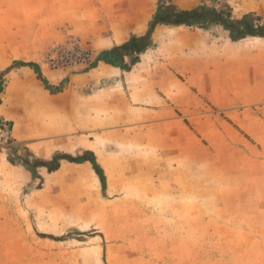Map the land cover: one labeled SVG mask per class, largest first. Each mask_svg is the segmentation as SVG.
Returning a JSON list of instances; mask_svg holds the SVG:
<instances>
[{
    "label": "rangeland",
    "instance_id": "1",
    "mask_svg": "<svg viewBox=\"0 0 264 264\" xmlns=\"http://www.w3.org/2000/svg\"><path fill=\"white\" fill-rule=\"evenodd\" d=\"M166 5L249 12L264 23V0H0V76L6 84L23 63L44 79L41 68L66 72L48 83L50 100L72 85L83 93L114 85L106 78L81 89L69 80L103 62L101 51L144 35ZM200 30L197 74L163 78L169 92L145 76L162 74L168 55L182 59L180 44L151 37L140 53L121 51L117 67L153 93L135 102L130 125L36 132L24 116L57 113L20 107L10 95L11 125L0 128V264H264V93L251 92L263 89L264 41L231 40L220 24ZM70 38L89 49V62L52 67ZM57 154L80 160L33 167Z\"/></svg>",
    "mask_w": 264,
    "mask_h": 264
},
{
    "label": "crops",
    "instance_id": "2",
    "mask_svg": "<svg viewBox=\"0 0 264 264\" xmlns=\"http://www.w3.org/2000/svg\"><path fill=\"white\" fill-rule=\"evenodd\" d=\"M189 27L187 25H156L152 33L154 41L159 39L162 41L169 40L172 44H180L183 57L182 59H178L174 55H168L169 58L165 59L167 61V65L164 67L165 71H162V74H156L153 71L152 73L146 72L145 79L147 82L152 78L156 79V83L162 85L163 89L169 92V87L171 86L169 83H178L180 81L179 76L189 75L188 71L191 69L196 73V70L199 68L192 62L197 59L196 56L198 54L196 50H199L204 35L201 33V28L191 30ZM251 37L255 38V36ZM122 38L125 40L127 37ZM258 39L264 41V36H259ZM101 42L106 43L107 40L104 39ZM115 42L118 44L119 41L116 40ZM260 56L257 54L259 59L261 58ZM257 63L260 66L264 65L262 58ZM41 73L49 84H56L66 72L60 74L53 70L41 68ZM193 75V77L197 76ZM133 76H135L133 71H124L117 66L99 61L95 67L81 74H71L69 81H74L75 84L76 82H80L81 89L85 86L93 85L94 87L96 83H100L106 78H112L114 80L113 83H115L114 85L109 84L91 88L86 93L80 92L78 85H72L61 92L53 94L54 97L50 100L48 90L37 79L36 73L27 65L20 66L7 74L8 79L1 96L0 117L12 119L11 111L8 110L7 112L5 104L6 101L8 103L12 102L8 101L11 94H16L20 107L30 108L32 106L38 109L37 112L39 113L47 109L50 112L54 111L57 113L56 116L50 118V121L42 116H24L22 121L24 120L28 127L34 126L36 132L45 131L42 126L50 125L55 127V129L51 128L52 132L61 131L60 127L63 126L96 127L106 121L112 124L130 125L137 119L133 116L137 114L139 108L135 102L145 103L148 96L153 94L148 92L147 89H139L135 81L132 82ZM163 78L168 80L169 83L167 84ZM261 86H263L261 91L252 90L251 92L264 93V84ZM141 109L147 110L148 108L141 107ZM160 109L164 110L168 108L161 107ZM62 113H68L69 116L61 117L59 114ZM26 114L29 115V112H26ZM86 146L88 145L86 144Z\"/></svg>",
    "mask_w": 264,
    "mask_h": 264
},
{
    "label": "trees",
    "instance_id": "3",
    "mask_svg": "<svg viewBox=\"0 0 264 264\" xmlns=\"http://www.w3.org/2000/svg\"><path fill=\"white\" fill-rule=\"evenodd\" d=\"M258 19L252 13H245L240 18H234L227 12H222L215 8H195V9H182L176 10L173 5H166L164 7H157L156 12L153 15L152 20L149 22L146 33L142 36H132L129 41L117 45L109 50H103L99 53L98 59L105 63L112 64L114 66H123L121 51L140 53L150 44L152 32L157 24L167 25H195L200 28L206 27L210 23L220 24L225 30L228 31V35L231 40H238L246 36H264V23L262 25H256L254 22ZM121 60V62H119ZM137 61V60H135ZM29 67H33L37 73L38 78L41 80L45 88L49 89L48 82L46 79L41 78L39 70L32 63H23ZM5 88L4 74L0 76V103L1 95ZM5 125H11V121L0 117V128L2 129ZM85 155H90L91 158H83L96 164L93 153L91 151H85ZM65 158L71 161H79L70 159L66 155H53L49 161H43L42 159L36 158L33 167L45 166L48 171H54L59 167V160ZM9 161H11L8 158ZM12 162V161H11ZM13 163V162H12ZM23 166L27 169H31L26 161L22 162Z\"/></svg>",
    "mask_w": 264,
    "mask_h": 264
},
{
    "label": "built area",
    "instance_id": "4",
    "mask_svg": "<svg viewBox=\"0 0 264 264\" xmlns=\"http://www.w3.org/2000/svg\"><path fill=\"white\" fill-rule=\"evenodd\" d=\"M58 52L59 57L57 59H49V64L52 67H58L67 62L88 63L91 56L89 49L75 38H70L66 45H61Z\"/></svg>",
    "mask_w": 264,
    "mask_h": 264
},
{
    "label": "water",
    "instance_id": "5",
    "mask_svg": "<svg viewBox=\"0 0 264 264\" xmlns=\"http://www.w3.org/2000/svg\"><path fill=\"white\" fill-rule=\"evenodd\" d=\"M119 62H121V60H119Z\"/></svg>",
    "mask_w": 264,
    "mask_h": 264
}]
</instances>
